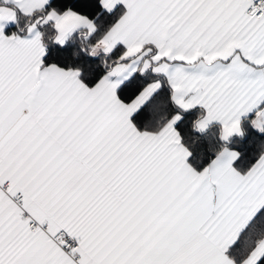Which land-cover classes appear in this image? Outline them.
<instances>
[{"label": "snow or ice", "instance_id": "snow-or-ice-1", "mask_svg": "<svg viewBox=\"0 0 264 264\" xmlns=\"http://www.w3.org/2000/svg\"><path fill=\"white\" fill-rule=\"evenodd\" d=\"M0 264H264V0H0Z\"/></svg>", "mask_w": 264, "mask_h": 264}]
</instances>
